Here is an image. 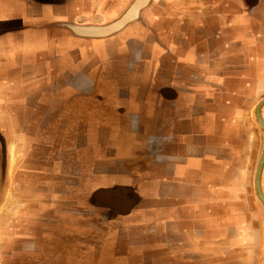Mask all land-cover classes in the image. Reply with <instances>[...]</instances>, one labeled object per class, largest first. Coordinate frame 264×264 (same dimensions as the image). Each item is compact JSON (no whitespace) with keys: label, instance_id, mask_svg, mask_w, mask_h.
Masks as SVG:
<instances>
[{"label":"crops","instance_id":"0c3cea01","mask_svg":"<svg viewBox=\"0 0 264 264\" xmlns=\"http://www.w3.org/2000/svg\"><path fill=\"white\" fill-rule=\"evenodd\" d=\"M135 2L0 0V253L264 264V0Z\"/></svg>","mask_w":264,"mask_h":264},{"label":"rangeland","instance_id":"374dc122","mask_svg":"<svg viewBox=\"0 0 264 264\" xmlns=\"http://www.w3.org/2000/svg\"><path fill=\"white\" fill-rule=\"evenodd\" d=\"M264 118V117H263ZM5 147H4V143L1 141L0 139V171H4V165H5ZM1 179V178H0ZM256 186V184H255ZM257 192V190H256ZM15 192L14 191H8L7 193H5L4 189H0V252H4L6 246L8 245V242L10 244V241L12 240L11 238H9L8 236L10 235H14L15 231L17 229H15L16 225L19 226L20 224L17 223V220L19 217H17L18 215H13L14 217L11 218L8 217L9 215H7V212L9 211V207H6V205L10 204V200H12V197H14ZM258 195V193H257ZM9 196V197H7ZM259 197V196H258ZM8 199H10L8 201ZM260 199V197H259ZM9 202V203H8ZM17 217V218H16ZM12 219H14V222L12 221ZM17 219V220H15ZM14 230V231H13ZM18 230H20V227H18ZM10 245H8L7 247H9ZM19 247L20 246H24V242L18 241L17 243H15L14 247ZM25 256L19 255V254H4V253H0V264H10L11 261L16 262L17 264H22L23 260H24Z\"/></svg>","mask_w":264,"mask_h":264},{"label":"water","instance_id":"95a60500","mask_svg":"<svg viewBox=\"0 0 264 264\" xmlns=\"http://www.w3.org/2000/svg\"><path fill=\"white\" fill-rule=\"evenodd\" d=\"M148 1L149 0H136L134 5L132 6L131 10L129 11V13L117 23H114V24L106 26V27H101V28L82 29V30H84L82 32L86 33V35H89L92 37H99V38L111 36L114 33H116L119 29H121V27H123L126 23H128L132 19V16L134 15V13H137L141 8H143L147 4ZM77 30H79V28H77ZM260 124L264 129V124L261 122H260ZM263 166H264V154H263V157H262L261 163L259 165V169H258V175H257L258 179L257 180L259 182L261 179ZM259 192H260V190L258 189V196L260 197L261 195ZM260 199L264 203V199L262 196L260 197Z\"/></svg>","mask_w":264,"mask_h":264},{"label":"bare ground","instance_id":"6f19581e","mask_svg":"<svg viewBox=\"0 0 264 264\" xmlns=\"http://www.w3.org/2000/svg\"><path fill=\"white\" fill-rule=\"evenodd\" d=\"M264 105V100L259 104V106H258V108H257V117H258V120L261 122V123H263L264 124V118H263V115H262V112H261V108H262V106ZM262 160V159H261ZM261 163V162H260ZM257 175H258V173H257ZM258 179V177H256V182H255V184H256V190H257V193H258V189L260 190V195L263 197V199H264V194H263V192H262V189H261V185H260V182L257 180ZM260 196V197H261ZM264 204V203H263Z\"/></svg>","mask_w":264,"mask_h":264},{"label":"flooded vegetation","instance_id":"af4514ba","mask_svg":"<svg viewBox=\"0 0 264 264\" xmlns=\"http://www.w3.org/2000/svg\"><path fill=\"white\" fill-rule=\"evenodd\" d=\"M0 139H1V141L4 143V140H3V138H2V137H0ZM4 147H5V143H4Z\"/></svg>","mask_w":264,"mask_h":264}]
</instances>
